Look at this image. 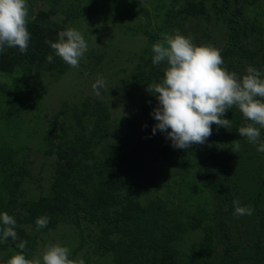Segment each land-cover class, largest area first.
<instances>
[{
	"label": "rangeland",
	"instance_id": "1",
	"mask_svg": "<svg viewBox=\"0 0 264 264\" xmlns=\"http://www.w3.org/2000/svg\"><path fill=\"white\" fill-rule=\"evenodd\" d=\"M220 2L26 0L27 26L38 17L63 23L69 9L65 27L81 31L89 50L79 69L53 50L51 63L28 68L11 66L0 52V213L16 220L18 237L0 243V264L21 251L20 241L27 259L59 244L83 264H264V153L237 131L249 121L233 107L224 115L231 130L213 125L216 158L231 179L224 193L208 170V138L179 149L165 133H152L158 101L147 86L161 82L166 64L152 62L151 46L162 34L218 49L222 67L238 76L249 66L264 72V0H231L223 13ZM231 16L255 27H239L252 62L226 48ZM98 76L108 91L96 96ZM59 146L75 149L80 161L60 158ZM67 181L75 184L70 192ZM233 201L252 214L235 215ZM42 216L48 223L38 229Z\"/></svg>",
	"mask_w": 264,
	"mask_h": 264
},
{
	"label": "clouds",
	"instance_id": "2",
	"mask_svg": "<svg viewBox=\"0 0 264 264\" xmlns=\"http://www.w3.org/2000/svg\"><path fill=\"white\" fill-rule=\"evenodd\" d=\"M28 6L26 0H0V52L5 48H18L20 53L28 49L30 33L27 28ZM56 56L69 67L79 69L80 61L89 50V44L81 31L74 27L58 33L57 41H46ZM152 62L166 64L161 82L147 86L158 104L151 115L157 130L166 134L174 148L189 149L194 144H204L212 135V126L231 130V120L224 118L226 111L235 107L249 123L237 131L242 138L264 153V72L249 66L245 74L238 76L222 67L220 51L210 46L195 45L179 33L162 34V39L152 44ZM46 60L51 63L53 56ZM93 93L99 96L107 89V82L98 76L92 84ZM241 145L237 140L232 148L238 153ZM235 215H251L253 209L241 206L237 201ZM48 217H38L37 228L48 223ZM0 243L11 238L17 240L16 220L7 212L0 213ZM27 241L16 247L21 251L11 255L5 264H83V260L70 259V249L59 244H49L39 256L27 259L23 255Z\"/></svg>",
	"mask_w": 264,
	"mask_h": 264
},
{
	"label": "trees",
	"instance_id": "3",
	"mask_svg": "<svg viewBox=\"0 0 264 264\" xmlns=\"http://www.w3.org/2000/svg\"><path fill=\"white\" fill-rule=\"evenodd\" d=\"M237 0H235L236 2ZM232 4L231 0H221L218 11L219 13H223L229 9H231ZM240 11L239 9L237 10ZM66 13V17L63 20V23H56L53 21H44L42 18H36L34 22H31L30 26H27L28 31L30 33V40L28 49L25 53H20L18 48H5L4 52L7 54V59L10 60L11 66L17 67L21 66V68H28L32 66L41 65L45 60L46 57L50 54L51 48L46 43V41H57L58 33L62 30H65L66 22L72 18L74 15H70V10H63ZM76 12V9L74 10ZM239 25V26H238ZM35 26V28H34ZM242 26L243 28L255 30L254 26H249L248 22L243 19L242 16L236 17L231 16L228 18V30L229 36L226 42V48L229 52L235 53L240 52L243 54L246 59L252 62L254 53L252 51L247 50L241 42L240 36V29L239 27ZM153 38V35H150ZM259 66L264 70V41L260 42V52H259ZM60 153L58 156L64 157L73 165H76L80 161V157L77 154H74L75 149L73 148H65L59 146ZM219 150V141H218V134L214 131V126H212V135L208 137V150L206 153V158L209 160L208 162V170L215 171L216 179L219 178L217 181V186H214L216 189H219L221 193H224L223 190L226 187V183L230 181V173L225 168V161L221 157L216 158L217 152ZM179 159L178 156L172 157L171 161L176 162L175 159ZM204 159V157H203ZM193 160V158H192ZM191 163V161H190ZM178 165L179 162H177ZM193 164V163H191ZM201 165V164H200ZM201 168V166H200ZM7 172V171H6ZM9 175L13 177V173L7 172ZM73 182L67 181V186L69 192L74 187ZM96 211H91L92 219L95 217Z\"/></svg>",
	"mask_w": 264,
	"mask_h": 264
}]
</instances>
